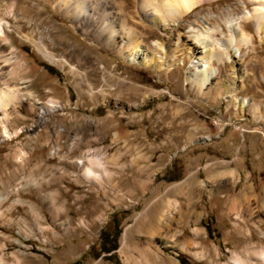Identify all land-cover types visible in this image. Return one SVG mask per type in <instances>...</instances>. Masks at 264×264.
Instances as JSON below:
<instances>
[{"label":"rangeland","instance_id":"1","mask_svg":"<svg viewBox=\"0 0 264 264\" xmlns=\"http://www.w3.org/2000/svg\"><path fill=\"white\" fill-rule=\"evenodd\" d=\"M123 2L133 10V0ZM57 3L0 0L8 25L0 57H17L6 65L0 59V84L18 92L5 115L0 110L6 263L181 264L182 257L222 264L248 243L263 244L264 117L227 105L219 87L232 76L227 66L202 87L186 79L185 55L195 45L189 30L203 23L227 34L223 17L250 12L252 0L193 10L168 42L177 47L168 53L174 65L160 71L81 33ZM243 26L253 38L236 62L245 77L234 81L241 90L231 99L264 107V40L251 21ZM25 90L33 99L21 98ZM49 101L55 106L39 118ZM114 240L116 248L105 252Z\"/></svg>","mask_w":264,"mask_h":264},{"label":"bare ground","instance_id":"2","mask_svg":"<svg viewBox=\"0 0 264 264\" xmlns=\"http://www.w3.org/2000/svg\"><path fill=\"white\" fill-rule=\"evenodd\" d=\"M217 1L219 0H133V10H125L123 0H57V5L63 16L81 28V33L111 48L114 54L129 63L135 61L142 66L160 71L163 67L168 69L175 63L173 59H168V53L174 54L177 47L168 42L175 31L182 28L184 19L193 10L201 9L203 5L211 6ZM252 3L254 4L252 10L243 13L239 18L232 20L223 17L227 34H223L221 29L206 27L203 23H200L199 29L189 30V36L195 45L189 48L185 55L187 61L191 62L186 79L193 85L202 87L219 75L220 66H227L232 76L219 83L221 93L227 97V105L232 103L239 113L245 114L250 111L252 118L261 119L264 117V107L250 104L247 98L234 97L233 101L231 99L236 91L241 90V85H234V81H241L245 77L244 72L236 67V62L245 55L244 49L253 38L245 32L243 22L251 21L255 34L264 40V0H252ZM127 5L129 4L125 6ZM218 19H221L220 15L206 16L204 21L214 23ZM4 26L6 22L0 20V36L6 39ZM140 27L144 31H140ZM211 34L219 37L211 38ZM148 36L153 37L151 45L145 46L143 42ZM36 49L52 61L58 59L44 48ZM0 59L3 65L17 61V57L12 53ZM213 62L217 67L212 65ZM17 93L14 86L7 82L0 84V110L3 115L7 105L17 99ZM21 98L33 99V95L29 90H25L21 92ZM101 101L104 103L109 101L106 93L102 95ZM52 106H55L53 101L41 104L38 108L39 118H42ZM3 130L5 132L3 135L8 136L6 130ZM84 174L87 176L91 174L89 168H85ZM2 246L0 244V251ZM0 264H7L1 255ZM222 264H264V243H248L240 252L230 254L229 263Z\"/></svg>","mask_w":264,"mask_h":264},{"label":"trees","instance_id":"3","mask_svg":"<svg viewBox=\"0 0 264 264\" xmlns=\"http://www.w3.org/2000/svg\"><path fill=\"white\" fill-rule=\"evenodd\" d=\"M119 233H120L119 231L115 232L114 239L116 238L115 236L118 235ZM115 248H116V243H115V240H114V242L112 243V245H110L109 247H106L103 250L105 252H110V251L114 250ZM178 259H179V261H180L181 264H185V261L182 259V257H179Z\"/></svg>","mask_w":264,"mask_h":264}]
</instances>
